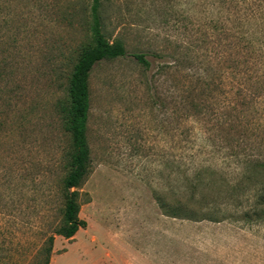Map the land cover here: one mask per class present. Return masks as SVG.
Returning a JSON list of instances; mask_svg holds the SVG:
<instances>
[{"label":"rangeland","instance_id":"1","mask_svg":"<svg viewBox=\"0 0 264 264\" xmlns=\"http://www.w3.org/2000/svg\"><path fill=\"white\" fill-rule=\"evenodd\" d=\"M92 1L0 0V264H40L51 236L54 264H264V0L104 1L127 55L92 71L87 227L56 234Z\"/></svg>","mask_w":264,"mask_h":264},{"label":"trees","instance_id":"2","mask_svg":"<svg viewBox=\"0 0 264 264\" xmlns=\"http://www.w3.org/2000/svg\"><path fill=\"white\" fill-rule=\"evenodd\" d=\"M105 0H93L90 10L91 22L88 26L90 44L82 50L74 65L68 80V101L61 106V114L66 131L71 135L73 152L70 160V171L64 183L66 192V206L64 210L63 226L56 232L66 239H72L81 229L87 227V222L80 218V193L77 190L90 173L91 148L88 140V124L91 111L90 77L96 65L102 61L113 60L127 55L126 46L122 41H112L105 32L102 10ZM135 59L147 69L151 67L145 53L134 55ZM264 167V164H261ZM256 168V167H255ZM260 201L264 203V182L258 193ZM260 203V202H259ZM168 216L181 215L174 206L162 204ZM254 206L247 212L250 221L264 220L263 206ZM181 210V208H180ZM54 237L51 236L43 250H40V264H51L53 256Z\"/></svg>","mask_w":264,"mask_h":264},{"label":"crops","instance_id":"3","mask_svg":"<svg viewBox=\"0 0 264 264\" xmlns=\"http://www.w3.org/2000/svg\"><path fill=\"white\" fill-rule=\"evenodd\" d=\"M51 264H54V261H53V263H51Z\"/></svg>","mask_w":264,"mask_h":264}]
</instances>
